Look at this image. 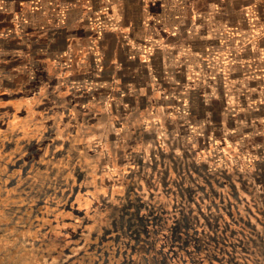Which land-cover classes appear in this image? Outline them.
Returning <instances> with one entry per match:
<instances>
[{
	"label": "rangeland",
	"instance_id": "1",
	"mask_svg": "<svg viewBox=\"0 0 264 264\" xmlns=\"http://www.w3.org/2000/svg\"><path fill=\"white\" fill-rule=\"evenodd\" d=\"M31 162L130 264H264V0H0L3 216Z\"/></svg>",
	"mask_w": 264,
	"mask_h": 264
},
{
	"label": "flooded vegetation",
	"instance_id": "2",
	"mask_svg": "<svg viewBox=\"0 0 264 264\" xmlns=\"http://www.w3.org/2000/svg\"><path fill=\"white\" fill-rule=\"evenodd\" d=\"M47 136L51 138L52 133L48 132ZM28 167L25 171L23 168L19 169L23 174L21 176H25L23 180L31 178L26 184L29 186L26 190L30 193L35 186L36 189H44L43 202L38 205V210L33 215L0 214V230L11 236V241H1L3 244L0 247L7 245L6 243L9 246L0 249V264H42L43 260L45 264H130L129 242L138 239V244L141 245L140 241L144 239L141 240L139 236L145 234L144 231H137L136 237L135 231L129 227L131 220L125 216H120V221L112 223L111 228H103L88 225L86 218L91 214H83L85 212L48 215L47 208L51 201L63 200L71 186L61 180L51 182L49 172L42 164L35 165L31 162ZM2 182L0 176V186L3 185ZM78 191L79 187L76 186L70 193L77 194ZM30 194V203L33 205L39 201L40 196L34 195L35 198L31 200L33 193ZM39 209L42 210L39 212ZM83 219L86 221H79ZM19 223L26 225L19 226Z\"/></svg>",
	"mask_w": 264,
	"mask_h": 264
},
{
	"label": "crops",
	"instance_id": "3",
	"mask_svg": "<svg viewBox=\"0 0 264 264\" xmlns=\"http://www.w3.org/2000/svg\"><path fill=\"white\" fill-rule=\"evenodd\" d=\"M17 216L19 215V214H16ZM24 215V214H23ZM33 215V214H32ZM23 222H25V220L23 221ZM26 224H27V222H25ZM23 224L24 223H19V226H23ZM26 224H24V225H26ZM17 226V225H16Z\"/></svg>",
	"mask_w": 264,
	"mask_h": 264
}]
</instances>
